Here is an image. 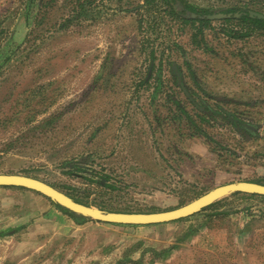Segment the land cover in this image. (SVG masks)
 Returning <instances> with one entry per match:
<instances>
[{"label":"rangeland","instance_id":"374dc122","mask_svg":"<svg viewBox=\"0 0 264 264\" xmlns=\"http://www.w3.org/2000/svg\"><path fill=\"white\" fill-rule=\"evenodd\" d=\"M186 1L264 14V0ZM232 24L195 35L163 0H0V173L146 213L264 181V34L233 38ZM0 264H264V196L159 224H77L0 186Z\"/></svg>","mask_w":264,"mask_h":264},{"label":"water","instance_id":"95a60500","mask_svg":"<svg viewBox=\"0 0 264 264\" xmlns=\"http://www.w3.org/2000/svg\"><path fill=\"white\" fill-rule=\"evenodd\" d=\"M0 186L24 187L38 192L47 197L50 201L67 208L76 214L90 218L91 220L128 225L159 224L185 218L201 211L217 199L236 192L264 196L263 183L235 181L217 186L190 203L172 210L149 213L118 212L108 211L84 202H79L71 195L57 189L53 185L26 174L0 173Z\"/></svg>","mask_w":264,"mask_h":264},{"label":"trees","instance_id":"16d2710c","mask_svg":"<svg viewBox=\"0 0 264 264\" xmlns=\"http://www.w3.org/2000/svg\"><path fill=\"white\" fill-rule=\"evenodd\" d=\"M20 1L24 0H12ZM31 1V0H27ZM33 1V0H32ZM163 2L168 6V12L171 16L178 19L183 24H191L194 28L195 35L202 33L205 28L211 25L214 20H219L223 23L232 24L235 22V26L239 27L240 30L234 29L233 24L229 25L232 28L231 31L227 32V35L233 38H243L248 32L244 30H257L264 34V14L260 11L246 8V7H230L226 9H211L202 6H196L186 0H163ZM261 15V16H260ZM235 27V28H237ZM2 32V31H1ZM0 32V33H1ZM1 35V34H0ZM182 110V108H180ZM183 111V110H182ZM258 183H263L264 181H257ZM79 202H84L90 204L86 201L73 197ZM60 211L69 216L77 224H83L86 221H90V218L76 214L75 212L64 208L51 201ZM103 208L100 205H97Z\"/></svg>","mask_w":264,"mask_h":264}]
</instances>
